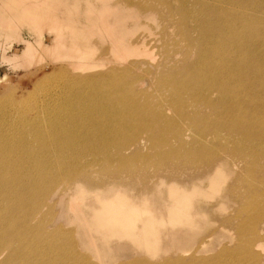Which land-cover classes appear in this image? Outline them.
<instances>
[{
    "label": "bare ground",
    "instance_id": "bare-ground-1",
    "mask_svg": "<svg viewBox=\"0 0 264 264\" xmlns=\"http://www.w3.org/2000/svg\"><path fill=\"white\" fill-rule=\"evenodd\" d=\"M2 7L17 10L15 24L21 28L28 27L37 36L38 44H34V41L24 39L22 34L14 35L11 29L15 25L10 20H4L3 25L10 28L8 36L11 40L18 39L25 43L23 50H13L11 60L22 63L51 53L54 61L60 62L59 69L65 76L61 77V87L56 85L40 102L35 101L33 108L25 109L30 111V118L13 115L9 111L1 114L4 123L0 122V264H43L38 263L43 251L47 253L56 247L70 249L71 246L67 247L59 240L58 243L56 240L47 241L52 236L60 237L62 233L46 230L45 220L36 233L33 228L37 224L31 222L35 218L39 200L45 196L55 194L59 196L56 203L64 202L65 193L71 187L61 189L59 185L65 181L57 169L73 167L79 162L77 157L71 158L75 149L86 148V151H106L109 154L112 143L108 142L123 135L124 129L133 128L138 122L148 130L159 124H174L176 120L166 114L167 110H162V105L152 104L148 89L141 85L137 89L135 81L124 79L125 74L134 75L131 74L133 69L150 63L139 59L145 55L155 56L154 49L166 53H157L155 77L149 80L151 85L154 79L157 80V85L169 88L171 95H174L169 101L168 111L178 112L188 121L193 119L197 125L203 121L207 123L195 131V136L188 135V145L195 146L186 155L189 162L196 163L192 154L199 153L201 148L207 149L208 158L218 155L209 152L210 144L207 146L203 143L208 136L221 134L218 127L226 130L228 142L236 143L230 152L224 149L225 156L216 158L212 169L197 179L200 181L193 182L191 190L181 187L177 181L168 184L164 178L157 180L158 189L168 184V197L161 200L165 203L168 219L175 224L197 226L202 212L197 207L200 204H196V211L192 210L193 201L196 195L203 193L205 187L213 192L212 195L219 194L229 172L236 174V181H241L244 171L251 172V175L264 171V163L258 162L261 165L257 166L255 172L244 161L250 155L251 158L259 155L260 160L264 161V0H7ZM70 10L76 15H71ZM128 24H132L131 29ZM156 25L163 27V30L152 39L145 33L135 34L141 26L152 27L153 31ZM45 32L49 45L43 42ZM106 41L112 42L111 48L104 47L99 55H95L93 47H98L96 43L106 44ZM185 43L190 46L188 51H184L180 57L171 56L170 51L175 44ZM110 52L118 61L126 59L127 65L118 63L108 66L106 58ZM129 58L138 62H132ZM179 64L182 65L180 71ZM174 66L177 71L170 73L169 67ZM3 79L4 76L0 77V80ZM182 90L191 91V101L183 100ZM187 106L195 109L189 112ZM207 108L209 112L201 115V109ZM151 111L155 112L150 115ZM149 116L152 119L143 120ZM9 121L19 124L16 132L5 128ZM174 135L182 141L185 133L183 135L177 129ZM254 137L263 139L255 140ZM131 141V145L144 148L151 146L153 135L119 140V145ZM159 144L153 143V147L157 148ZM119 145L113 146V153L125 159L124 151L130 149V145ZM259 146L263 150H258ZM170 153L176 156L181 151L172 150ZM52 155L56 158L57 169L50 161ZM235 156L241 159H234ZM9 168L12 169L9 171ZM114 171L117 170L111 169L109 172ZM81 176L88 175L83 173ZM255 177L256 185L264 186V178ZM202 182H207L205 187ZM80 184L75 185L68 203L74 211L75 220L84 226L83 234H86L92 249L98 247L95 241L97 236L92 237L91 232L100 235L102 248L107 239L118 235L148 241L159 238L158 223L161 222H155L159 219L149 209L147 195L130 196L116 190L104 197L97 192L95 199L98 209H89L85 213L87 204L81 198ZM256 190L264 204V192L259 185ZM254 192L248 189L245 193L248 200L240 203L245 211L256 206L249 196ZM206 195L209 197L211 193ZM223 200L224 197L219 201L218 208L222 207ZM138 206L144 207L143 215L136 209ZM259 217L264 220V207ZM133 220H143L141 234L136 232L138 225ZM198 253L199 250L195 251L191 258L178 256L176 259L179 261L173 263L206 264L203 260L205 257L198 256ZM61 254L65 256L64 252ZM241 256L255 259L258 256L255 245L248 244ZM253 263L258 264L256 261Z\"/></svg>",
    "mask_w": 264,
    "mask_h": 264
},
{
    "label": "rangeland",
    "instance_id": "rangeland-1",
    "mask_svg": "<svg viewBox=\"0 0 264 264\" xmlns=\"http://www.w3.org/2000/svg\"><path fill=\"white\" fill-rule=\"evenodd\" d=\"M83 1L85 0H81V2ZM5 2H7V0H0V77H5V79L0 80V122H3L1 119V114H7L8 111L10 114L15 113L16 115H21L24 118H30V111H25V109L27 107L33 108L35 103L40 102L42 98H45L48 95L47 93L51 91L56 85L61 87V77L64 78L65 76L63 75L62 70L59 69V65H61L60 62H55L53 54L51 53L44 54L43 58L38 57L36 60L30 59L22 63L11 60L14 51L23 50L25 43L23 41H19L18 39L11 40V38L8 36L10 28L3 25L4 20H10L15 25L11 29L13 30L12 33L14 35L22 34L21 36H23L24 39L31 42L34 41V44L38 43L36 41V34L29 30L28 27L23 26L21 28L15 24L16 13L18 11H10L2 7V4ZM69 13L71 15H76V12L73 10H70ZM82 18L86 17L82 16ZM128 25L131 29L132 24ZM151 29L152 27L149 28L141 26L135 34L145 33L148 34L152 39L156 37L158 33L161 32V30H163V27L156 25L153 31ZM44 35L45 39L43 37V42H46L49 45L50 43L46 40L47 33L45 32ZM109 42L110 41H106V44H103V42L102 44L101 42L96 43L98 47H93V51L96 53L95 55H99L104 47L111 48L110 45L112 42ZM11 46H15L17 49L15 50L14 47L11 48ZM188 49H190V46L188 47L186 43L183 45L175 44L171 48L172 52L170 51V54L171 56L180 57L182 53L184 51H188ZM157 50L158 49L152 50L153 53H155V56L145 55L143 59H139L150 63L145 64V66L141 67L140 69H133L131 74H134L135 76L125 74L124 79L126 81H135L134 85L137 89L141 88V86L142 88L148 89L147 94H149L152 104L155 105L157 103L162 105V110L165 112L167 110L166 114L169 117L174 118L176 121L173 125H171V123L168 125L159 124L158 127L150 128V130L145 129L143 124L138 122L133 128L124 129L123 135L111 139L108 142L112 143L109 154L106 151H102L101 153L86 151V148H84V150L81 148L75 149V152L71 158L77 157L79 162L73 167L67 166L65 169L59 170L56 166L57 164L55 156L52 155L50 157L52 165H54L55 168L61 173L62 179L65 181L61 182L60 175L57 174V178L61 182L59 185L61 186V189H66L69 187L71 188L65 193L64 202L62 203L55 202V200H58L57 197L59 198V196L55 194H50L49 197L45 196L43 200H39V206L36 209L37 212H35L34 215L35 218H33L31 223L34 225L37 224V227L33 228L34 232L36 233L39 231L38 226H40L41 222L45 220L44 224H46V230L55 231L59 234L62 233L60 237L49 236L50 238L47 241L52 242L53 240H56L55 242L57 243L61 241L64 242V245H68L67 247H71L69 250H62L56 247L47 253L43 251L39 256L38 263L161 264V262L168 259L166 263L169 262L168 264H174L173 262L179 261L176 259L178 256L191 258L194 252L199 250L200 253L197 255L205 257L203 260H205L206 264H254V261H256L258 264H264V220L260 219L259 217L264 204L262 203L260 195L256 190L257 186L259 185L261 191L264 192V186H262V184L256 185L255 183V176L264 178V171L260 172L258 175H256L257 173L251 175L249 174L251 172L244 171L241 181H236V174L229 172V177L223 188L219 191V194H214L215 196L212 195L213 192L209 191L208 187V189L205 187L207 182H202V185L205 187L204 191H202L204 196H201L203 193H199L194 197L192 209L193 211H196L195 206L200 204V206L198 205L197 207L202 213L197 226L191 227L187 223L175 224L172 222V220L168 219V212L165 208V203L161 202L163 198L168 197L166 185L172 183L171 181H177L176 183L181 187H186L188 190H191L193 182L200 181H197V179L203 177V175H206L204 173H206L208 169H212V165L216 163V158L224 157V151L226 150L230 152V149H233L236 143L233 141L228 142L230 140L227 138V134H225L227 133L226 130H222L223 128L218 127L219 131H224L223 134L221 132V134L216 135L215 137L217 138L212 135H210V137L208 136L205 139L207 144L203 141V143L207 146L210 144V149L208 147L209 152L213 151L218 155H216V157L213 156L208 158L207 149L201 148L199 153H195L196 155L192 154L194 158L193 160H196V163L189 162V157L186 155H189L188 152L191 151L192 148L194 149L195 146H193V144L188 145V135L196 134L195 131L200 130V127H203V124L207 123L205 121H199L201 124L197 125L194 123L193 119L188 121L187 119L180 117L178 112L171 110L170 112L168 111V107L170 108L169 101L172 97H174V95H171L169 88H162L160 85H157V80L154 79V85H151V81L149 80L151 77H155V64L157 63L156 56H159L157 53H166L165 51L159 52V50ZM107 56L108 58H106V64L108 66L118 63L119 65H127L128 63H125L127 61L126 59L118 61L112 55V52L108 53ZM129 60L132 62H138V60H134L133 58H129ZM181 67L182 65L179 64L178 71L181 70ZM169 68L170 73L177 71L175 66ZM142 79L143 81H141ZM139 82L142 83L140 84ZM190 92L191 91L189 90L181 91L183 100L191 101L192 98ZM19 108L24 109L19 110ZM186 108L189 109V112L190 110L193 112L192 110L195 109V107L193 108L192 106H187ZM201 110V115L209 112L208 108ZM154 112L155 111H151L150 115H152ZM7 117L11 119L9 115ZM146 119H152V117L149 116L143 120ZM104 124L106 125L107 121L104 122ZM4 126L7 129H12L9 131L13 132H16V128H19V124L17 122L10 121ZM177 129H180L183 135L185 133L182 141H179V139L175 138L174 132ZM163 131L165 132V137L162 135ZM151 134L153 135V142H150L152 143L151 146H145L143 148V146L131 145L133 144V141H131V143L129 142V144H125L123 142V144L119 145V140L128 141L129 139L135 140L137 138H148ZM185 136L187 137V142L185 141ZM209 138H211V140ZM212 138L215 139L212 140ZM254 138L255 140L263 139H257V137ZM165 139H168L167 142L164 141ZM160 141L162 142L159 144ZM153 143H157L159 146L157 148L153 147ZM114 145H119L121 147L130 145V149L124 151L125 159H122L120 155H114ZM172 150L177 152L181 151L182 154H185L182 155L180 153V155L178 154L174 156L170 153ZM242 150L243 149H240V151ZM258 150H263V148L260 147ZM229 152H226V154ZM111 154H113V156L109 157ZM235 157L234 159H241V157ZM258 158L259 155L252 156V158L250 155V158L244 161L248 162L247 166L249 169H255V172H257V166H260L262 163H264V161ZM229 161L232 163L231 160ZM258 162L262 163L259 164ZM85 167L86 170H84ZM11 169L12 168H9V171ZM111 169L117 171L110 173L109 171ZM83 173H86L88 176L82 177L81 175ZM160 178H164V181L168 184L161 187V189H158L157 185L159 184V181L157 182V180ZM232 183L233 185H231ZM77 184L82 185L80 188L82 195L81 198L84 200V203L87 204V206L84 208L85 213H87L89 209H98L99 205L95 199V193L97 192L104 197L110 196L116 190H119L130 196L147 195L150 203L149 209L152 210L155 216H157L159 219L154 221L157 223L158 221L161 222L158 223L160 231L159 238L155 241H148L140 237L136 240L125 235H118L107 239L104 242V247L102 248L100 235L91 232L92 237L97 236V238L94 239L98 247L96 250L92 249L88 244L86 234H83L84 226L81 225L82 223L79 222V220H75L76 218L74 211L70 208L68 203V199L70 195L73 194L74 187ZM248 189L255 190V192L249 194V196L250 201L254 202L256 206L251 207L248 211H245V209H243V205L240 203L242 200H248L245 195ZM208 192L211 193V196L209 197L206 195ZM223 197L224 203L221 208H218L220 206L219 201ZM136 209L143 215V206H138ZM133 221H136L138 225L136 228L138 230H136V232L141 234L143 232V220ZM182 221L184 222V220ZM244 242L245 244L242 245ZM248 244L255 245V253H257L258 258L256 257L255 259H247L241 256ZM42 247L43 245L41 244L40 248ZM62 252L65 253L64 257L61 254ZM62 257L63 260H61ZM178 264H184V262H180ZM185 264L193 263L185 262Z\"/></svg>",
    "mask_w": 264,
    "mask_h": 264
}]
</instances>
